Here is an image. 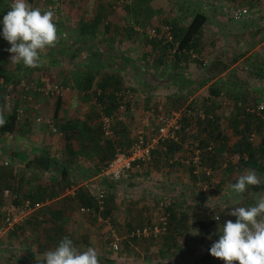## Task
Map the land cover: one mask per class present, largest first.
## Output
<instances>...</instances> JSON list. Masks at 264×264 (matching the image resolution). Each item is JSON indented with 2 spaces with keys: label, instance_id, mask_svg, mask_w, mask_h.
Instances as JSON below:
<instances>
[{
  "label": "rangeland",
  "instance_id": "rangeland-1",
  "mask_svg": "<svg viewBox=\"0 0 264 264\" xmlns=\"http://www.w3.org/2000/svg\"><path fill=\"white\" fill-rule=\"evenodd\" d=\"M83 1L84 0H34L33 2L35 7L42 4H49L52 8L54 6L56 9L55 20L60 43L61 39L65 40L67 39L66 37H71L68 30L70 26L66 28L63 26L65 19H75L73 17L77 13L78 16L80 14L79 22L88 23L95 19L94 13L96 10H86L87 13L89 12L87 16H85L87 21L81 20L85 10H74V8L78 6V2H82L80 4L81 6ZM88 1L91 3V8L95 7L96 2L101 4L103 9L100 12L107 13L97 21L95 31L89 34H93V36L98 35V38H103V36H111L112 32H115V30L124 33V31H128V29L131 28L140 35L137 37V44H134L133 48H129L128 52L125 50L129 45L125 43H120L119 48H117L118 44L112 45L113 43L110 44V47H107L109 51L113 52L116 47L119 53L124 51L127 53L128 57L132 58L130 61L125 62L122 60L121 62L122 64L125 62V66L131 64L133 68L128 67L125 68L124 71L118 70L121 82L123 84H128L133 90L131 110L125 113L126 117L123 121L126 126V137L128 140H131L132 134L137 128L143 129L146 134L154 132L158 125L157 115L160 112V110L157 111V108L162 107L161 113L171 115L173 111L178 109L182 111L183 108L187 106H193L195 111L199 113H203L207 110L208 112L220 115L219 123L227 136L225 143L231 145L237 138V135L233 133L232 128L228 124L233 112L235 110L237 111L242 104L246 107L253 105L254 102L250 100L253 97H255L257 101L260 97L264 96V88H259L258 82L252 79L255 78V75H250V73L248 76L245 75V81L240 83L244 85L235 87L231 92L220 90L217 96H211L209 92H207V95L204 97L199 96L198 98V95H194L189 98L194 92L191 87L185 86L182 83V87L179 84L170 83L172 80L181 82L183 79H186L190 68L195 67L194 64H196V61L194 57L190 56L189 51L181 54L179 59L174 58L171 53L166 51L163 56H161L160 60L156 58L157 53H155V50L141 51L142 47H147L146 44L148 38H150L146 34L147 29L160 31L162 26L168 25V23L172 21L182 23V21L190 17L191 10L196 9L198 6L204 7L208 5L209 7L210 3L212 4L211 0ZM218 1H220V12H223V8L225 7H231L230 5H224L228 0H225L224 3L223 0ZM226 15L227 14H223V16ZM96 20L98 19L96 18ZM226 20L235 25L238 24V20L233 18L230 19L228 16H226ZM118 24H122L121 29L116 26ZM105 25H107V27H104ZM116 33L118 34V32ZM108 42H110V40H108ZM174 42H177V40H174ZM103 44L105 45L104 40L101 42L100 47H103ZM46 50H48V48H46L45 51ZM45 51L41 53L40 66L45 61V57L42 56L45 55ZM114 53H117V51L115 50ZM57 54L54 63L61 67L62 55L59 53ZM114 59V61H117L116 58ZM118 62L121 63L119 60ZM40 66L32 68L25 67L22 63L16 64L11 70L15 71L16 75L14 77L9 76V66H7L8 71L5 73V70L1 69L0 77H2L3 83L13 85V94H11V99L7 102L3 100L4 89L3 86H0V113H2L3 116H5L6 113V119L11 114L14 105L13 101H15L14 99L17 100L22 98L20 95L21 91L17 86L18 82L33 81L50 84L55 81L63 86H68V84L64 82V75L60 72L57 74L44 73L45 75H40V71H43L40 69ZM261 67L264 68V65ZM201 68H203V65ZM255 73L257 72L255 71ZM158 81L159 83H157ZM151 83H153L154 86H152ZM147 85L149 88H147ZM217 87L219 88V86ZM144 91H148L147 95ZM16 94H18V96H16ZM237 96L238 98L235 99ZM44 97L45 96H42L41 98ZM89 98L86 100L87 104L90 102ZM193 100L195 102L194 105L191 103ZM47 105L48 99H46V97L42 99V101H38L36 103V114L49 113L46 109H42V107H47ZM132 105L134 110H132ZM150 108L153 109L154 114L147 115V111H149ZM145 116H147V118L143 120ZM119 122L120 121L115 122L113 128H115V125ZM13 126H15V128L17 127L14 123ZM10 128L6 130H10ZM262 128L264 131V126ZM249 135L250 140L253 142L260 140L255 130H252ZM177 136L182 140L183 150L176 158L167 162L171 165L169 166L170 169L166 170L164 165H160L162 169H159L158 164L155 165V163H159L162 159L164 160L162 156V147H159L152 152L147 162L143 164L139 163V167L144 165L143 167L146 168L144 171L145 173L138 176L129 185L125 184V181L128 179L122 180L126 172L114 181L106 177L95 176L98 173L89 175V177L84 176L85 179L89 178L85 182L88 184L86 188L92 197L98 194V192L102 193V197H100V207L95 202L97 206L95 218L89 216L88 214L90 212L86 210L81 211L75 208L73 212L83 219L85 225L82 227H87L88 231H93V245L100 253L101 258L99 259L101 264H198L202 255L205 253V246H203V244L206 245L208 242L207 236L205 235L204 237V243H201L202 240L200 238L204 235H202L201 231L194 230L189 221L186 220L184 223L186 228L178 231V233L175 232L177 240L173 243L171 234L166 229L167 219L166 224H162V217H164L165 220L166 213L164 207L167 204L174 205L178 210H176L177 213H179L181 210L188 211L195 203L215 206L216 211L214 216L219 214L220 219L215 220L212 229L215 232H219L218 228L222 226L225 221L232 220L235 222L236 217L228 215V213L234 210L236 206H252L260 197H264V183L260 185H249L243 195H237L228 188V185L232 184L231 181L226 178V171L224 170L228 163L227 159L230 158L231 154L228 149L223 150L216 158L213 162L214 166L198 164V166L194 167L192 170L194 172H192V174L194 175L190 176L188 172V163L193 157V139L181 132ZM8 140L12 141L13 138L9 137ZM0 145H2L1 138ZM208 145L211 147L213 143L210 141ZM119 146L126 147V141L123 145ZM24 147L26 148L27 146H23V148ZM224 147L225 144L223 145V148ZM3 149L0 148V199L2 193L5 192L7 195L17 194V200H20L25 191L34 190L37 184L36 180L40 184L46 177L50 176L48 172L43 176L44 171L42 173L30 171L28 168L30 165L26 163L23 165L19 161L13 160L11 154L5 153ZM4 161H6L5 164ZM204 169H208V174L204 172ZM178 170L179 173L175 174ZM247 170L249 169L241 171L238 176L245 173ZM161 171H165L168 175H166L165 178H158V176H160L159 172ZM257 175L261 178L262 182H264V176L261 174ZM93 176L94 178H91ZM18 177H21L19 184L16 183ZM30 178L33 179V182H29ZM82 180L78 178L77 181L73 183V186L76 187ZM101 180H105L106 182H102ZM160 181H165L164 185L160 183ZM109 182H118L122 184L110 189ZM165 183L169 186H165ZM14 184H17L16 189H12ZM166 187L170 190L167 191ZM49 200L50 199H47L46 202L42 200L41 206L49 205ZM0 203H2L1 200ZM116 204L118 206L117 208L115 206ZM41 206L39 209H41ZM104 208L108 210V214L106 215H102V210ZM222 208L224 209L221 210ZM113 212L123 215L127 213V215L130 214V216L139 213L143 216L136 221L134 219V221L129 219L130 223L127 226L122 223L123 226L120 228L121 231L118 232L114 227L115 220L113 221L112 219ZM177 213L176 217L178 216ZM35 218L36 220L42 219V221L38 223L24 222L21 227L0 234V264H23L27 262V260H31V258H40L43 256V253L48 250V248L42 250L40 245H38L41 242L44 243L46 239L49 241V238H45V236L55 235L59 240L63 238L62 234L57 232L52 233L47 230L45 226L47 221H45L44 216H42V218H37L35 216ZM175 222L174 220V223ZM144 225H148L150 228L156 226L158 231L148 235H129L132 229ZM162 226L164 227L162 228ZM173 231L172 227V232ZM78 235H80V238L74 236L75 239H78L76 241V244H78L77 247L80 250H85L87 247H90V245H87L89 242L83 240L85 233L81 232L78 233ZM35 236H37V239L34 238ZM56 238L54 239L55 241H57ZM101 238L103 239V244L98 242ZM113 239H116L117 248H113L110 245ZM53 242L54 241H52L51 244H53ZM57 245L58 243H56V246ZM172 251L173 253H171ZM35 263L37 264V261H35ZM205 264H224V262L222 259L213 257L209 254L205 260Z\"/></svg>",
  "mask_w": 264,
  "mask_h": 264
},
{
  "label": "crops",
  "instance_id": "crops-1",
  "mask_svg": "<svg viewBox=\"0 0 264 264\" xmlns=\"http://www.w3.org/2000/svg\"><path fill=\"white\" fill-rule=\"evenodd\" d=\"M33 1L34 0H32L31 4L34 6ZM211 2L212 4L210 3L209 7L208 5H206L207 7H196V9H201V11L204 12L205 20L201 27V32L197 38V45L189 51L190 56L194 57L196 61V64H194L195 67L190 68L186 79H183L181 82L172 80V82L170 83H176L180 86L182 83L185 86L191 87L194 92L189 98L193 97L194 95H198L199 98V96H206L207 92H209V87H214L215 85L219 86L220 90H227L231 92L235 87L244 85L240 83H243V81H245L244 76H248L250 73V75H255V78L252 79H255V81L258 82L260 86L258 87H262L263 89L264 68H262L261 66L264 65V35L261 29L262 27L260 26V22L262 21L264 15V0H228L224 5H230L231 7L223 8V12H220V1L211 0ZM224 2L225 0H223V3ZM81 3L78 2V6L75 7L74 10H85L83 12V18L81 20L87 21V19H85V16H87L89 12L87 13L86 10H96L95 7H97L96 5L99 3L96 2L95 7L92 8L90 5L91 3L88 0H84L83 4L80 6ZM48 6L49 8L51 7V5L49 4H42L37 7L41 8L42 10H46ZM241 6H245L247 8V14L238 19V24L236 25L228 22L226 20V16L232 19L229 16V11L233 8ZM52 9L56 11L54 6ZM194 10L195 9L191 10L190 14ZM77 14H75L73 17L75 19L71 20L67 18L64 20L63 26L65 28L67 26H70L68 30L71 37H66L67 39L65 40L61 39L60 43H58L55 47H50L45 51V55H42L43 57H45V61L40 66V69L43 71H40L39 74H57L60 72L64 75V82L68 84L67 90H65L59 96V108L57 110L56 117L54 118L62 120L71 119L73 121H78V124H83L86 121L88 124L92 122V119H88L86 114L88 113L89 103L87 104V98L82 94V89L76 86L75 78L78 75L85 73L86 70H90L91 73L93 72L95 74V76H99L103 72L118 73V70L124 71V69L128 67L133 68L131 64L125 66V62L132 59L127 56L126 52H128L129 48H133L134 44H137V37H139L140 35H138L137 31H134L131 28L128 29V31H124V33H120L121 31L115 30V32H112L111 36H103V38H98V35L93 36V34L79 32L80 14L79 16ZM106 14V12H102L101 17L105 16ZM223 14L227 15L223 16ZM186 20L182 21V23L180 24H184ZM118 25L122 26V24ZM2 28L3 25L2 23H0V71L1 69H4L5 73L6 71H8L7 66H9V76L14 77L16 75L15 71L11 70L15 67L16 64L12 63L10 60V56L12 55V53L8 52L7 49L10 48L11 45H9V43L4 39L2 35ZM116 32H118V34ZM107 39L110 40V42H108ZM103 40L105 41V45L103 44V47H100ZM111 43H113L112 45L118 44L117 48H119L120 43H125L126 45L128 44L129 47L125 50L126 52L122 51L121 53H119L118 49H116L115 47L117 53H114L115 50L113 52L107 49V47H110ZM146 46V48L142 47L141 51H149L150 47L148 42ZM57 53L62 55L61 67L54 63V60L56 61L55 58L58 55ZM114 58H116L117 61H114ZM118 60L120 62L124 60L125 62L123 61L124 63L122 64V62L119 63ZM202 65L203 68H201ZM255 71L257 73H255ZM203 77L204 79L203 81H201L200 79ZM0 79H2V77H0ZM201 82L202 84L198 85V83ZM157 83H159V81ZM151 84L152 86H154L153 83ZM147 88H149L148 85ZM144 93L147 95L148 91H144ZM26 95L28 98L22 97L17 100L14 99L15 101H13V107L20 105L21 107H23L25 115L23 117V121H20L19 124H16V128L15 126H12L10 130L0 131V138L2 140V145H0V148H4L3 150L5 151V153L11 154L13 160H17L23 165L25 164L24 161L19 160L18 157L15 156L16 152L26 154L28 159H31L33 155L46 153L49 156H53L56 159L55 162H62L63 160L65 162L64 158H66V156L64 155V150L61 143V132L59 129H57L56 132H52L47 125V118L50 119L53 115L56 97L45 96L46 99H48V105L47 107H42V109H46L49 112L47 113L49 116L41 118L37 121L34 118V116L37 115L36 103L38 101H42V99H45V97L41 98L42 96L37 93H26ZM16 96H18V94H16ZM236 98H238V96L235 97V99ZM130 110L131 106L129 111ZM132 110H134L133 105ZM6 116L7 115L5 113V120ZM73 135L76 136L74 138L75 141L84 142L83 138H85V136L83 134ZM9 137H12L13 140H8ZM79 137L81 138V140ZM26 140L29 142V144L26 148H23L22 143ZM77 148L79 147L76 143V145H74L76 153L73 155L72 160L67 162V166L74 169L79 168L82 170L95 163L94 155H92V157H89L86 152L82 153V151ZM170 161L171 160L169 159L167 162ZM167 162L162 159V161L159 162L160 164L155 163V165L158 164L159 169H162L160 168V165H164L167 170L170 169L169 166H171ZM28 165H30L28 166L30 171L32 170L34 172L35 168L33 167V165ZM143 166L144 165L139 167V163L132 164V166L126 171L125 175L123 174L124 178L122 177V180L128 179L127 181H125V184L129 185L132 181H134V179L145 173L144 171L146 168H144ZM49 172V177L53 178L54 173L52 171ZM177 173H179V170L175 172V174ZM77 174L79 175V171L77 172ZM44 175L45 173H43V176ZM159 175L160 176H158V178H165V176L168 174L165 171H161L159 172ZM91 178H94V176ZM87 179L89 178L83 179L80 184L87 183L85 182ZM101 181L106 182L105 180ZM29 182H33V179L30 178ZM164 182L165 181H160V183H163V185ZM36 183H38L37 180ZM121 184L122 183L118 182H109V185L111 187L110 189L115 188ZM165 186L169 185L165 183ZM166 189L167 191L170 190L168 187H166ZM48 202H50V204L48 205V209L45 214L46 217L44 216L47 219V223L45 224L47 230L53 233L51 228L54 230L57 228V233L62 234V236H64L65 233H69L78 238H80V235H78V233H85L84 237L86 238H84L85 240H83L85 242H89V244L87 245H90V247H94V242L92 240V238H94L93 231H88L87 227H82L85 225L83 219L80 216H77L73 212V210L69 209L67 199H65L64 197L52 198ZM115 206L116 208L118 207L117 204ZM53 211L60 212L58 217L55 213H53ZM52 213L55 214V217H52ZM112 215L113 221L115 220L114 227L118 232L121 231L120 228L123 226V224L127 226L130 223L129 219H131L132 221H136L143 216L139 213H135L130 216V214L127 215V213L123 215L121 213L114 212ZM41 216L42 215L39 212L36 215V217L38 218H40ZM77 240L78 239L76 238V241ZM52 241L53 240L49 239V242ZM98 242L100 244H103V239H99ZM29 262L30 260H27L26 263Z\"/></svg>",
  "mask_w": 264,
  "mask_h": 264
},
{
  "label": "trees",
  "instance_id": "trees-1",
  "mask_svg": "<svg viewBox=\"0 0 264 264\" xmlns=\"http://www.w3.org/2000/svg\"><path fill=\"white\" fill-rule=\"evenodd\" d=\"M31 4L32 0H28ZM12 0H0V21H2L3 15L10 10V4ZM101 4H98L96 7V12L94 13V18L90 23L79 22V32L85 33H93L95 31V26L97 21H99L101 17ZM100 14H99V13ZM96 18L98 20H96ZM205 20V14L201 9H195L190 17L186 20L184 24H180L177 21H172L168 23V31L171 34L172 41L177 40V47L174 52L171 53L174 58L179 59V56L185 52L192 50L197 45V38L201 32V27ZM89 25V27H88ZM121 29V25H116ZM104 27H107L105 25ZM148 44L150 49L155 50L156 58L160 60L161 56L168 51V47L171 46V41L166 42V44L160 43V40L155 37L148 38ZM157 50V51H156ZM148 51V50H145ZM170 55V56H171ZM91 64V63H90ZM204 77L200 80L203 81ZM75 84L77 87L82 89V94L84 97L89 98V106L87 118L92 119L91 123L85 121L83 124H78V121L73 120H62L55 119L57 110L59 108V96L56 97L54 103L53 115L51 116V120L53 125L57 127L61 132V143L64 150V155L66 156L65 162H55V158L53 156H49L46 153H42L39 155H33L31 159L23 158V153L16 152L15 156L18 157L19 160L24 161L26 164H32L35 168V172H43L47 174L52 171L54 173V177L45 178L42 182L37 183V187L35 186L34 190H27L23 194L22 197H28L30 200H45L52 198H59L63 196L67 199L69 203V209L74 210L75 208L79 210V207L83 206L86 208L87 212H90L88 215L93 216L95 218V210L97 208L96 201L92 195L87 190V183L76 185L72 194H63V190L65 187L73 186V183L77 181V179H85V177H89V175H95L98 173L99 169L106 164V162L113 156L115 150L117 148L123 149L125 147H121L119 145H123L126 141V145L129 144L128 138L126 137V126L124 122H119L113 128V134L111 137H104L101 134L99 127V110L97 109V105H101V111L103 113H109L114 110L116 106V98L113 94V90H117L123 86H128V84H123L121 82L120 74L117 72H103L99 76H95V74L90 70H86L85 73L78 75L75 78ZM202 84L201 83H198ZM99 90L98 93L96 90ZM211 96H217L220 89L217 86H211L208 89ZM92 97L94 99H92ZM252 98V97H251ZM253 102H256L255 97L250 99ZM194 105V100L191 101ZM254 104V103H253ZM247 107H252L247 106ZM244 104L239 106L237 111L235 110L231 115L228 124L232 128L233 133L237 135V138L229 145L225 143L227 136L224 132V129L221 128V124L219 123L220 115L216 113H211L205 110L203 113H199L195 111L193 106H187L183 108L182 114L180 117L181 129L178 131L177 135L181 132L187 137H191L193 139L192 147H199V164L202 165H210L214 166L213 162L216 158L221 154L223 150H227L231 152L230 158H228L227 166L224 168L226 171V178H228L231 183H235L238 174L245 169H251L257 172V174H261L264 176V131L262 130L264 126V116L261 117L255 111H250ZM237 108V106H236ZM91 117V118H90ZM3 126H0V131L12 128L13 120L12 113L7 117ZM10 128V129H11ZM252 130H255L260 138L259 141L253 142L250 140V133ZM73 134L84 135L85 138L83 141H75V137ZM80 138V137H79ZM132 139V138H131ZM81 140V138H80ZM129 141V142H128ZM181 139L176 138V140L165 139L159 145H156L152 151H155L157 148L162 147V156L164 160H171L176 158V156L182 152L183 144L181 143ZM210 141L213 143L209 149L207 148L208 143ZM82 153H87L89 157L94 155L95 163L85 169L72 168L67 166V162L72 160L73 155L76 153L74 149V145H76ZM128 142V143H127ZM118 144V145H116ZM225 147L223 148V145ZM145 163V162H144ZM188 172L190 176H193L192 170L194 169V164L192 160L188 163ZM79 171V175L77 172ZM194 173V172H193ZM85 176V177H84ZM20 178L16 180V183L19 184ZM17 184H14L12 189H16ZM17 194L7 195L2 193L1 202L12 201L14 203L18 202ZM173 207V208H172ZM48 209V205L41 206V209H36L32 215L26 218L23 222L16 225L14 228L21 227L24 222L27 223H38L42 221V219H37L35 216L36 212H39L42 216L46 217V212ZM165 213V224L167 219V227L166 229L169 231L172 237L173 243L176 242V234L178 231H181L185 227L186 220L189 221L190 225L194 228V230L201 231V243H204L205 235L207 236V243L205 246V253L202 255L201 260L198 264H205V260L207 256L210 254L209 249L212 243L215 240H218L219 235L221 233L215 232L212 229V226L215 222L214 213L215 206H209L202 203H195L188 211L181 210L177 213V209L174 205L167 204L164 207ZM177 210V211H176ZM58 217L60 212L53 211ZM52 213V217H55V214ZM176 213L178 216L176 217ZM108 214L107 208L102 210V215ZM42 216L40 218H42ZM51 216V215H50ZM44 217V218H45ZM56 217V218H57ZM38 218V217H37ZM173 220V221H172ZM174 220L176 221L174 223ZM45 221L47 219L45 218ZM173 227V232H172ZM13 228V229H14ZM179 229V230H178ZM53 232H57V228L54 230L51 228ZM47 234V233H46ZM64 236H68L73 240L75 246L76 239L74 236L65 233ZM63 236V237H64ZM37 239V236L34 237ZM45 238H49L53 240L49 242L47 239L44 243H39L42 250L48 248V250H52L55 248L56 243H59V239L54 236H45ZM57 239L55 241L54 239ZM86 238V237H84ZM85 240V239H84ZM51 248V249H50ZM173 253V251L171 252ZM30 256V255H29ZM99 258H101L99 256ZM43 256L40 258L32 259L29 263L23 264H36L35 261H42ZM224 262V261H223ZM238 264V262H236Z\"/></svg>",
  "mask_w": 264,
  "mask_h": 264
},
{
  "label": "clouds",
  "instance_id": "clouds-1",
  "mask_svg": "<svg viewBox=\"0 0 264 264\" xmlns=\"http://www.w3.org/2000/svg\"><path fill=\"white\" fill-rule=\"evenodd\" d=\"M0 23L3 25L2 35L11 45L7 51L12 53L10 60L14 64L39 67L41 53L59 43L52 8L42 10L28 0H12L10 10ZM5 122L0 113V126ZM262 183L257 173L250 169L239 175L228 188L237 195H243L249 185ZM228 215L235 216L236 220H227L218 228L221 234L212 243L210 255L222 259L224 264H264V197L252 206H236ZM213 219L219 220V214ZM99 256L96 248L80 250L72 239L64 236L54 249L43 253L42 261H37V264H101Z\"/></svg>",
  "mask_w": 264,
  "mask_h": 264
},
{
  "label": "built area",
  "instance_id": "built-area-1",
  "mask_svg": "<svg viewBox=\"0 0 264 264\" xmlns=\"http://www.w3.org/2000/svg\"><path fill=\"white\" fill-rule=\"evenodd\" d=\"M49 8V6H48ZM245 14H247V8L245 6L236 7L229 11V16L233 19H240ZM260 26L262 27L263 35H264V15L262 21L260 22ZM169 29L168 25L162 26L160 31H155L154 29H147L146 34L148 37H155L160 40V43L166 44V42L171 41V46L168 47V52L173 53L175 48L177 47V42L172 41L171 34L167 32ZM18 89L21 91V97H27L26 93H37L40 96L47 97H57L60 96L65 90H67V85H61L57 82H53L50 84L44 82H18ZM0 86H3V100L9 101L11 99V94H13V85L3 83L2 79H0ZM98 89L96 92L98 93ZM116 98V106L113 111L109 113H103L101 111V105H97V109L99 110V127L102 136L111 137L113 134V125L115 122L120 121L123 122L125 120V113L129 111L132 98H133V90L130 86L126 85L117 90L112 91ZM92 99H94L92 97ZM250 111H255L256 113L264 116V96L260 97L252 107H247ZM160 112L157 115L158 125L156 126L153 133L146 134L143 129L137 128L133 134L132 139L129 144L123 148H117L113 154V156L106 162L104 166H102L97 176L106 177L112 180H116L121 177L127 169H129L134 163H144L147 162L151 157V151L156 146L162 143L165 139L176 140L177 133L181 129L180 117L182 114L181 109L173 111L171 115L163 114L162 107L157 108V111ZM13 120L15 123H19L23 121V117L25 115L23 111V107L20 105L14 106L13 110ZM45 114V115H44ZM37 114L34 116L35 120H40L43 117H48L46 113ZM154 114L152 108L147 111V115ZM147 118L145 116L143 120ZM51 119V118H50ZM47 118V125L52 132H56L57 129L53 125L52 120ZM29 142L26 140L22 143L23 146H28ZM210 145H207L209 148ZM199 147L193 148V157L192 162L194 167H197L199 164ZM186 161V160H185ZM6 161H4V164ZM204 172L208 174V169H204ZM75 189V186L65 187L63 190V194H72ZM3 194H6L3 192ZM102 193L98 192L95 194L94 199H96V203L100 207ZM45 202L47 199L44 200ZM42 200H30L28 197H21L18 202L14 203L11 200L0 203V234H3L5 231L13 229L16 225L23 222L26 218L34 213L36 209H38L42 205ZM79 210H86L85 207H79ZM162 224L165 223L164 217H162ZM164 226H162L163 228ZM156 226H152L151 228L148 225H144L139 228L132 229L129 233L130 236H139V235H148L154 234L157 232ZM110 245L113 248H117L116 239H113L110 242Z\"/></svg>",
  "mask_w": 264,
  "mask_h": 264
},
{
  "label": "water",
  "instance_id": "water-1",
  "mask_svg": "<svg viewBox=\"0 0 264 264\" xmlns=\"http://www.w3.org/2000/svg\"><path fill=\"white\" fill-rule=\"evenodd\" d=\"M25 155H26V154L23 155V158H25Z\"/></svg>",
  "mask_w": 264,
  "mask_h": 264
}]
</instances>
